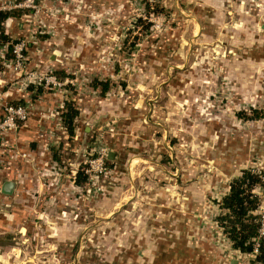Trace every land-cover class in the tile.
<instances>
[{"label": "rangeland", "instance_id": "obj_1", "mask_svg": "<svg viewBox=\"0 0 264 264\" xmlns=\"http://www.w3.org/2000/svg\"><path fill=\"white\" fill-rule=\"evenodd\" d=\"M49 1L55 9L44 4L38 14L78 22L62 26L58 62L29 60V41L54 37L45 27L0 41V49L27 41L17 68L0 56V77L11 74L0 83V119L6 105L22 104L5 99L11 87L30 92L29 108L31 98L49 105L38 129L45 155L30 161L18 190L0 191V264H158L148 230L171 233L179 222L193 229L183 235L194 236L195 258L201 250L210 264H254L218 226L216 202L232 172L264 171V1L119 0L92 9ZM95 78L110 81L104 96ZM66 101L78 110L72 135L61 118ZM227 142L244 147L239 163L222 161ZM190 185L205 193L190 194ZM148 218L164 226L147 229Z\"/></svg>", "mask_w": 264, "mask_h": 264}, {"label": "crops", "instance_id": "obj_2", "mask_svg": "<svg viewBox=\"0 0 264 264\" xmlns=\"http://www.w3.org/2000/svg\"><path fill=\"white\" fill-rule=\"evenodd\" d=\"M14 1H18V0H0V7L4 4ZM44 1L46 7H48L47 9L54 7V4L51 1L49 0H44ZM116 1L119 0H80L83 8L85 7L91 9L93 7L100 8L102 6H107L111 8L112 6H110V4L115 3ZM209 1L213 4L212 0ZM65 9L74 10L72 7H68V6H66ZM228 12L229 10L227 11V14ZM69 15L70 13L65 14V17H68ZM51 17L47 18L45 13H41V14L39 13L37 15H33L30 14L29 12V13H24L21 17L18 18L8 17L4 21L5 34H7L10 37L19 38L25 36L26 38H29L30 36L35 35L31 33L32 29L34 27H39V26L41 28L45 27V29H48V31L46 30V33H50V32L54 33L55 38L52 36L49 37L45 35L43 38L33 37L34 39L28 42L29 50L27 51L29 53V60L33 63L47 65L45 64V61L47 63L58 62L60 60V57L56 54V51L62 48L63 46H65L63 43L60 42L62 37L61 35L63 34L64 31V28L62 26L70 25V23L77 22L72 17L69 20H66V18L62 19V16L58 17L59 19H56L57 17L56 18L53 16ZM262 28H264V25H262ZM42 32L44 33V31L41 29V33ZM78 47L80 48L82 46L78 44ZM72 54L75 58L83 57L82 52L74 51L72 52ZM2 73L3 75H1L0 77V81H1L0 83L4 85L5 81H7V78L11 74L8 69L6 70L4 69ZM11 89H7L6 91L4 90L5 99L9 101L18 100L21 101L22 103H28L27 102L28 99L25 98V95H30V92L28 90L26 89L19 90L12 87ZM30 101H32V108H30V114L27 120L22 122V124L18 126L16 129L7 131V133L3 136L4 138H2L1 139L2 141L0 142V172H2L0 174V191L5 195H10L11 192L14 193L16 190H18L21 187V185L18 182V178L20 179L22 177L24 180L23 174L25 170H29V174H31L30 161L42 160V157L46 153L44 138L43 137L41 138L39 136L38 129L40 123L45 125L48 123L47 120L48 114L45 112H46V108L49 105L46 102L37 99L31 98ZM230 146H234V145L231 144ZM230 146H229V142H227L225 146L223 147L221 146L222 150L219 152V155L223 158L222 161L226 162L225 166L228 165L230 161L233 163H237L238 158L244 155V147H241L240 143H237V145L234 147H230ZM213 152L216 154V150ZM231 166L234 167L236 165L232 164ZM221 169L222 170L224 169L225 173L229 172L228 169L224 168L222 162H221ZM240 172H241L240 170L234 171L231 174H229L228 177L231 178V176H233L232 178H234L238 176ZM6 181L13 182V187L10 193L3 192V186ZM229 182L226 185H224V188H222L221 192L217 193V195H219V200L216 202L217 206H218V202L228 192ZM199 186L200 189L196 185L195 186L190 185L188 187L189 193L190 194H192V192L195 194L205 193L204 190L205 187L203 185H199ZM219 210L221 211L220 208ZM153 215L154 214H152V216ZM179 223L176 229H174L173 232L171 233H164L160 231L157 232L158 228H152L151 231L155 230L154 233H151L150 230H148V235L152 234V238H154L153 241L156 240L157 252H158L157 254L158 264L161 263L158 260H160L163 256L165 258L163 264H184L187 263V260L194 259L196 257L195 251H198V249L194 250V248L196 247V241L193 238L194 236L190 235L188 238V236L185 237L183 235L184 231L189 232L192 231L193 229L191 226H189L187 229L183 230V226L180 225ZM145 224L147 226V229L150 227V225L159 228H162V226H164L163 221L160 222V220H153L152 218L151 219L148 218L142 222V225ZM200 245L202 244L200 243L199 246ZM197 255H198L197 258H195L192 261V264H210V260L208 256L205 254V252L199 250V253H197ZM200 258L202 259V261Z\"/></svg>", "mask_w": 264, "mask_h": 264}, {"label": "trees", "instance_id": "obj_3", "mask_svg": "<svg viewBox=\"0 0 264 264\" xmlns=\"http://www.w3.org/2000/svg\"><path fill=\"white\" fill-rule=\"evenodd\" d=\"M28 12H30V10L25 8L0 11L1 42L4 43L5 40H9V36L5 34V30L2 28L3 21L8 17H21L24 13ZM9 51H11V46H9ZM6 57L10 58L11 56L8 55ZM54 73L58 76L59 74H63L64 76L69 77V74H65L62 70ZM109 86L110 81L108 79L100 80L95 78L92 83L93 88L100 89L101 96L106 94ZM37 90L40 92L41 87H38ZM64 106L65 111L61 112V118L69 134L72 135L74 120L78 114V110L67 101L64 103ZM82 174L81 171L76 173L75 182L77 184L85 180V176ZM260 174L264 175V171L256 173L251 169H242L238 176L231 179L228 192L218 202V206L221 209V213L216 218L218 225L222 228L223 233L230 241L231 247L242 253L247 252V250L251 248L252 238L256 236L258 231L259 224L255 220L256 215L253 211L257 208L259 200L251 193V188L254 184L260 182ZM254 262L264 264V238L259 243L258 252L255 255Z\"/></svg>", "mask_w": 264, "mask_h": 264}, {"label": "built area", "instance_id": "obj_4", "mask_svg": "<svg viewBox=\"0 0 264 264\" xmlns=\"http://www.w3.org/2000/svg\"><path fill=\"white\" fill-rule=\"evenodd\" d=\"M44 2H45L44 0H21L10 7H22L25 9H29L30 14L37 15L38 12L40 11V8H43V5L45 4ZM5 7L6 6L0 7V11ZM54 9L55 7H51L50 9H48V11H53ZM32 11H34V13ZM41 29L42 28L40 26L34 27L31 33L32 34L41 33ZM26 43L27 41L25 39H20L15 43H11V44L6 43L2 45L0 49V56L2 58L3 65L14 66L16 68L20 66L24 59L23 50L26 49ZM9 46H11L12 57L7 58L5 55L9 51ZM29 112H30V108L27 105H25V103L6 105L4 107L2 119H0V140L3 138V135L6 131L16 129L18 127L19 122L22 123L26 121ZM93 162L96 163L97 165V168L94 170V172H96L97 174V172H100L102 170L103 162L101 158H97ZM252 171L256 173H260L259 170L257 171L252 170ZM251 193L254 196H256L259 200L257 208L253 211V213L256 215L255 220L259 224V226L256 236L252 238V246L250 248V252L247 251L245 253L249 255V257L254 259L255 255L258 252L259 243L264 238V175L260 174V182L253 185V187L251 188ZM234 250L238 251L239 253H242L237 249ZM254 264H259V263H254Z\"/></svg>", "mask_w": 264, "mask_h": 264}, {"label": "water", "instance_id": "obj_5", "mask_svg": "<svg viewBox=\"0 0 264 264\" xmlns=\"http://www.w3.org/2000/svg\"><path fill=\"white\" fill-rule=\"evenodd\" d=\"M12 187H13V182L6 181L3 186V192L10 193ZM247 251L250 252V248Z\"/></svg>", "mask_w": 264, "mask_h": 264}]
</instances>
